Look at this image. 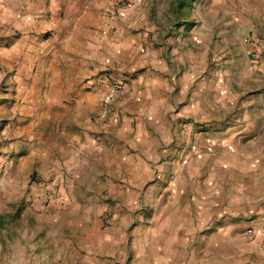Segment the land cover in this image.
Here are the masks:
<instances>
[{
    "label": "crops",
    "instance_id": "1",
    "mask_svg": "<svg viewBox=\"0 0 264 264\" xmlns=\"http://www.w3.org/2000/svg\"><path fill=\"white\" fill-rule=\"evenodd\" d=\"M201 2L195 49L174 48L184 23L161 59L141 54L149 37L134 4L114 16L117 0H0V264H248L251 243L246 260L233 250L230 187L212 180L214 165L231 166L226 153L177 160L162 148L172 120L218 118L235 98L229 77H264V0ZM107 72L127 87L111 115ZM32 174L57 178L58 197L47 201L41 182L29 190Z\"/></svg>",
    "mask_w": 264,
    "mask_h": 264
},
{
    "label": "rangeland",
    "instance_id": "2",
    "mask_svg": "<svg viewBox=\"0 0 264 264\" xmlns=\"http://www.w3.org/2000/svg\"><path fill=\"white\" fill-rule=\"evenodd\" d=\"M178 0H117L114 4L113 10L119 6V12L116 11L114 16L130 15L122 9L129 8L132 4L136 5L135 17L139 18L140 32L148 33L149 40L144 42L141 54L149 53L156 55V57L163 59L166 57L165 51L169 47L168 36L177 37L179 34L175 32L178 28L187 23L179 32L182 33L184 42L180 44L177 41L175 49L181 51L186 48L195 49L196 37L201 34L200 17L201 10L199 7L204 3L201 0H189V5L185 6L182 11L176 12L170 5L177 3ZM178 8V4H176ZM224 11L220 12L221 19H223ZM153 37V38H152ZM183 43L186 46H183ZM173 51V50H172ZM195 51L192 53L195 56ZM177 53H172L173 63L176 64ZM171 57V55H170ZM167 58V57H166ZM210 62V60H209ZM212 63V62H211ZM211 66V64L209 65ZM177 69V65L175 66ZM158 72L161 74H168L164 71L162 62L159 63ZM206 77L216 80L217 77L205 71ZM233 84L235 98L229 102L227 108L219 110L220 115L214 121L206 123H195L189 119H181L179 122L171 124L167 123L168 128H172L173 139L165 144L163 149H170L172 155L177 160H182L187 151H191L193 159H202L206 161L209 154L226 153L227 159L230 160L231 166L227 168L224 165H214L219 169L215 176L212 177L213 182H217V175L219 182L225 180V187L229 186V197L226 196L225 206L226 210L232 217L233 230L235 231V253L236 261H243L247 259L245 254L244 243L249 242L252 246V256L248 264H256L254 258L257 254L264 255V77L260 75H234L229 77ZM178 80V79H177ZM217 81V80H216ZM127 89L125 90V93ZM121 95L116 101H122L126 96ZM181 93L178 88L172 91V96L176 99ZM185 102V101H184ZM178 110V109H176ZM173 118L170 114L167 118ZM170 122V120H169ZM177 127V129H176ZM204 132L224 133L219 140L212 143L213 139L202 136ZM228 138V139H227ZM163 143V142H162ZM221 143V146L219 145ZM217 144L219 148H217ZM224 144L230 145L226 148ZM216 147V148H215ZM1 154V153H0ZM201 154V155H200ZM203 154V155H202ZM8 156L0 155V181L6 178V173L1 167L4 160ZM170 160V159H169ZM207 172H210L211 165H207ZM214 173V171H212ZM215 174V173H214ZM41 178L36 174H32L29 178L30 185L33 182L40 183ZM231 186L233 187L231 189ZM233 190V191H232ZM110 190L108 189L107 192ZM109 194V193H108ZM115 195V191L112 192ZM110 195V196H112ZM226 226V225H225ZM248 230L253 233L249 235ZM263 236V240L260 237Z\"/></svg>",
    "mask_w": 264,
    "mask_h": 264
},
{
    "label": "built area",
    "instance_id": "3",
    "mask_svg": "<svg viewBox=\"0 0 264 264\" xmlns=\"http://www.w3.org/2000/svg\"><path fill=\"white\" fill-rule=\"evenodd\" d=\"M120 8L119 6L113 10L110 15H115L116 11L119 12ZM249 41L256 45V47L260 48V52L263 51V43L258 37H250ZM264 53V52H263ZM106 79L109 82V87L106 90L105 94L103 95V104H104V113L106 115L112 114V105L113 103L121 97L122 94L125 93V90L127 89L126 83L117 77H115L113 74L107 72L106 73ZM98 141L100 144H102L104 141L99 138ZM43 184L42 187V195L47 200H53L58 197L59 195V182L57 178L55 177H48L40 181ZM247 233L251 235L253 233L252 230H248Z\"/></svg>",
    "mask_w": 264,
    "mask_h": 264
}]
</instances>
